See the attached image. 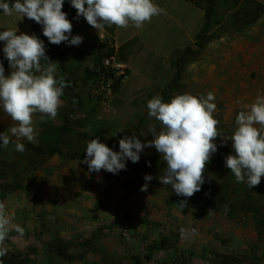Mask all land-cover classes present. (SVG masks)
Instances as JSON below:
<instances>
[{"label": "rangeland", "instance_id": "obj_1", "mask_svg": "<svg viewBox=\"0 0 264 264\" xmlns=\"http://www.w3.org/2000/svg\"><path fill=\"white\" fill-rule=\"evenodd\" d=\"M161 1L169 15L154 16L139 29L131 23L117 27L116 38L115 25L98 32L77 12L67 14L72 36L83 37L79 46L53 45L55 53L67 51L68 72L76 79L82 101L67 140L87 146L98 138L119 152L124 136H137L145 144L153 139L148 127L159 124L149 119L147 101L162 96L174 76L176 60L188 47L197 49L206 25L204 0ZM249 1H217L206 34L211 39L200 58L186 67L172 96L213 92L217 105L213 116L224 137L234 132L242 105L264 95V16L255 25L234 31ZM19 19L20 15L0 16V24L7 23L5 30L15 28ZM129 39L134 41L131 53L122 63L118 49ZM46 54L57 63V76H63L62 59ZM111 56L123 65L120 74H98L99 61L103 66ZM10 72L5 70V75ZM61 100L54 120L33 115L38 133L33 144L44 125H63L74 102L67 96ZM11 124L0 109V133ZM214 142L218 150L206 165L201 191L195 193L212 194L216 201L212 207L192 202L193 196H177L170 185L160 183L158 177L167 165L154 147H146L137 163L126 161L125 173L116 182L103 170L90 173L83 160L66 158V149L63 157L41 158L27 149L0 147V162L25 177L26 185L3 202L11 222L24 228V235L11 230L0 249H6L5 258L14 264H264V226L257 225L253 213L243 211L254 206L264 215V177L254 188L237 183L223 155L234 154L231 141L225 145L217 137ZM146 175L153 179L146 182ZM146 183L147 191H141Z\"/></svg>", "mask_w": 264, "mask_h": 264}, {"label": "clouds", "instance_id": "obj_2", "mask_svg": "<svg viewBox=\"0 0 264 264\" xmlns=\"http://www.w3.org/2000/svg\"><path fill=\"white\" fill-rule=\"evenodd\" d=\"M64 3L65 0H0V10L6 16L19 14L35 21L53 45L67 42L69 46H79L83 37L72 36L73 25L62 10ZM70 4L77 10V17H83L98 32L113 25L126 28L130 23L139 29L154 16L166 14L153 0H70ZM18 31V28H9L0 32V41L5 42L4 57L11 69L6 76L0 62V109L12 121L9 129L0 133V147L7 148L15 137V150L24 152L25 145L20 141L34 143L38 136L33 115L41 114L42 121L46 117L54 120L64 89L69 85L64 76H57V63L47 56L44 41L35 34L18 35ZM214 100L213 92L199 96L177 94L170 102L155 95L147 101L149 119L154 118L159 124V127L157 124L148 127V133L153 136L151 141L145 144L137 136H124L119 140L120 151L116 152L98 138L91 139L82 163L90 173L104 170L118 174L126 170V161L137 163L146 147H154L167 165L158 177L160 183L170 185L177 196L191 198L201 191L206 165L218 150L214 141L221 137L225 145L231 141L234 150V154L225 157V167L237 183L254 188L264 177V95L258 94L252 103L242 105L235 117L236 128L228 137L218 130L219 121L213 116L217 109ZM144 179L150 182L153 177L146 175ZM147 187L146 183L141 191H147ZM185 205L186 201L179 206ZM11 230L21 237L25 232L11 222L5 203L0 202V242ZM180 232L183 236L185 230ZM5 254L6 249H0V256Z\"/></svg>", "mask_w": 264, "mask_h": 264}, {"label": "trees", "instance_id": "obj_3", "mask_svg": "<svg viewBox=\"0 0 264 264\" xmlns=\"http://www.w3.org/2000/svg\"><path fill=\"white\" fill-rule=\"evenodd\" d=\"M207 3V7L205 10V28L203 32L198 37V42L196 44L197 49L195 50L192 47H188L184 53L176 60L175 62V73L174 76L169 83L168 87L163 91L162 97L164 102H170L173 94L178 91L183 75L185 73L186 67L192 62L198 60L204 50L207 42L211 39L207 37V30L210 27L212 22V18L215 16L216 6L218 0H204ZM4 2H10V0H4ZM14 2V0H11ZM198 6V5H197ZM65 13H76L77 10L73 8L70 4V0H65L62 9ZM3 13V10H0V14ZM242 17L237 19L235 22V30L237 32H241L246 28L255 25L263 16H264V4L258 3L257 1L251 0L247 7L243 10ZM114 28V25L112 26ZM35 34L39 39L44 41L46 52L52 53L54 56L60 57L61 60V69L63 70V76L65 77L66 83L69 85L64 89V94L62 97H69L73 102L74 106L63 116V125L61 126H52V125H44L42 131L38 137V143L35 145L29 142H22L25 145V149L29 150L33 153V155L38 157H53L65 156L63 151L67 150L66 158L73 160H84L86 158V146L76 145L72 141L67 140L66 137L70 133L73 124V115L75 112L82 107L81 97L79 96L77 90V82L76 79L68 72L67 64L65 61L67 51L63 50L59 53H55L53 51V44H51L47 37L43 35V28L41 25L37 24L34 21V27L32 32L29 35ZM133 40H130L123 45H121L118 49V58L122 63H127L128 53H131V45L133 44ZM0 62L3 63L4 69H9V63L7 59L3 56L0 57ZM97 73L106 71L112 72L111 69H104L101 61H99L98 66L96 68ZM96 71H94L95 73ZM144 120V119H142ZM12 143L8 146L15 147V140L12 139ZM2 143V141H0ZM224 157L228 156V154L223 153ZM232 155V154H231ZM104 171V170H103ZM105 175L109 179H113L115 182L118 180L120 175L125 173V170L119 171L118 174H112L107 171H104ZM131 183H129V187ZM112 188V187H111ZM109 188L108 196L111 195L112 189ZM26 189L25 185V177L21 176L17 172L14 171L13 168L8 167L5 163L0 162V202H4L11 195L16 192L23 191ZM192 202L200 206L212 207L216 205V201L213 198V195L210 194L206 197H202L198 194L193 195ZM244 212L253 213L254 219L257 222L258 226H264V215L260 212L258 208L254 206L248 208L247 210H243ZM62 254V253H61ZM0 264H14L13 260L5 258L4 255L0 256Z\"/></svg>", "mask_w": 264, "mask_h": 264}, {"label": "crops", "instance_id": "obj_4", "mask_svg": "<svg viewBox=\"0 0 264 264\" xmlns=\"http://www.w3.org/2000/svg\"><path fill=\"white\" fill-rule=\"evenodd\" d=\"M185 2H187V0H185ZM153 3H155L156 5H158L159 7L165 9L166 14L163 15H169V11L167 10V7L162 6L163 3L161 0H153ZM15 15H19V14H15ZM0 16H5L6 18H10V16H6L4 13H1ZM3 23L0 24V32L4 31L7 28V23L4 24V26H2ZM17 26H15V28H18L19 31L18 33H26V34H30L32 32L33 26H34V21L29 20L27 17H21L19 19V22H17ZM115 38L117 37V26L115 28ZM131 39H129L128 41H130ZM127 41V42H128ZM126 43V42H125ZM124 43H121V45H123ZM120 45V46H121ZM5 46V42L0 41V57L4 56L3 53V48Z\"/></svg>", "mask_w": 264, "mask_h": 264}, {"label": "built area", "instance_id": "obj_5", "mask_svg": "<svg viewBox=\"0 0 264 264\" xmlns=\"http://www.w3.org/2000/svg\"><path fill=\"white\" fill-rule=\"evenodd\" d=\"M103 67L105 69H111L112 72L117 75V73L120 74L123 65L121 63L116 62L115 57L111 56L105 60V62L103 63Z\"/></svg>", "mask_w": 264, "mask_h": 264}]
</instances>
